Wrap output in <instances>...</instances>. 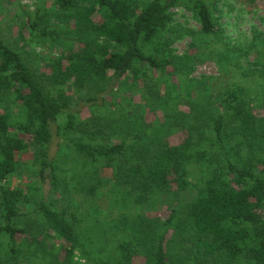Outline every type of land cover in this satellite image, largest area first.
<instances>
[{
  "label": "trees",
  "instance_id": "1",
  "mask_svg": "<svg viewBox=\"0 0 264 264\" xmlns=\"http://www.w3.org/2000/svg\"><path fill=\"white\" fill-rule=\"evenodd\" d=\"M47 2L41 0L20 22V36L29 32L25 46L0 35V239L6 249L0 264H86L82 259L129 264L135 255L145 264H264V170L258 165L264 159L255 156L264 145L259 112L264 107V32L248 46L230 43L214 0ZM180 5L200 23V29L189 31L195 50L183 54L173 48L185 34L173 18ZM34 41L51 45L50 55L41 56L49 71L27 55ZM250 57V66H243L242 59ZM209 59L217 63L219 76L191 78ZM126 85L139 86L142 97L131 113H122L123 105L105 97L97 104L109 88ZM248 85L254 86L253 95ZM67 88L94 91L84 96L83 106H117L119 117L84 118L76 106L60 124L72 100ZM13 102L21 107V118L13 116ZM145 103L163 112V122L145 126L139 121L137 111ZM55 127L75 152L74 188L60 173L59 155L51 157ZM181 131V143L166 141ZM241 147L253 155L242 161ZM24 153L33 156L31 177L45 181L49 174L47 193L41 186L27 187L28 192L11 185ZM105 168L113 172L114 187L108 188L120 195L118 208L141 204L132 226L125 227L136 235L121 232L120 223L132 220L123 209L119 232L108 219L89 234L76 212L74 217L58 206V194L66 191L84 201L99 198ZM165 196L178 204L164 218L149 217L146 211ZM113 232L118 243L110 252L103 248L104 234ZM53 239L63 242L56 246Z\"/></svg>",
  "mask_w": 264,
  "mask_h": 264
},
{
  "label": "rangeland",
  "instance_id": "2",
  "mask_svg": "<svg viewBox=\"0 0 264 264\" xmlns=\"http://www.w3.org/2000/svg\"><path fill=\"white\" fill-rule=\"evenodd\" d=\"M41 0H0V35L5 38L8 42H10L13 45H16L17 47L25 46L26 40L29 37V32L25 29L23 30V38L20 36V30L19 27L21 25V21L23 17L25 16L27 11H35L37 6L40 4ZM44 1V0H42ZM47 3H50V0ZM214 2L217 4V16L220 17V21L224 27L226 38L228 41L236 46H248L255 40V35L259 32H264V0H214ZM50 7V6H48ZM51 10V9H49ZM173 18L174 23L177 27L181 28L185 34L183 37H180L173 45V48L176 53L183 54L185 52H193L195 49L191 45L193 37L191 34H189V31L191 30H198L200 29V23L194 17L193 12L183 5L177 6L173 9ZM51 46L50 44L46 45L45 47L42 46L38 42H33L29 46H27L26 50H28L29 54L32 56L34 62L40 67H42L44 70L49 71L47 68L45 69L41 56L43 55H50L51 52ZM253 62V57L242 59L241 63L243 66L248 67ZM220 74L219 67L215 60L209 59L205 61L202 64L197 65L193 73L190 75L191 78L194 79H207L213 77L216 78ZM176 80V79H175ZM244 82L247 83L248 79L241 78ZM203 86V85H202ZM202 86L199 87L197 90L202 89ZM138 87V88H137ZM132 88H128V85L119 87L117 86L113 90L110 88L100 94L98 97L97 104L101 105L103 102L102 97H105L106 101L112 102L116 101L117 104L123 105L121 107V112H130L134 108L137 107L139 103L142 102V97L139 92V86ZM249 92L253 95L255 93V88L253 85H248ZM66 95H69L72 97L71 104L69 109L66 111V113H63L60 117L59 123L64 124L67 121V113L73 112L75 113V109L77 106V109L81 110L82 117H88L92 114L98 115V116H104L109 117L110 119L112 117H119V114L115 107H103L99 106L95 109H90L88 106H83L84 104V96L94 93L92 90H84L80 93H75V88H67ZM141 91V90H140ZM11 98H13L11 96ZM131 99V103L127 104L126 101ZM76 104V105H75ZM91 105V104H90ZM143 110L137 111V115L139 116V121L143 123L145 126H152L153 124H158L163 122L164 116L163 112L160 110L153 111L147 104H144ZM13 112V116L18 118H21L23 116V111L20 106L16 102H13L9 105ZM119 107V108H120ZM185 111H188V107L185 105H182L181 107ZM4 106H0V112H3ZM259 112H261V115H264V107L259 108ZM131 113V112H130ZM58 128H54V141L50 146V153L51 157H60L61 165H62V171H60L61 175L64 174L63 179L68 180L70 182V187H75V152L72 148L69 146H72V143H65L63 138L65 137L63 134H59L57 132ZM16 132L18 135L24 137L26 140H30V136L21 132ZM185 138L184 132H177L172 135H170L166 141H168L169 144L175 145L181 143ZM118 138H114L112 140L113 143L118 142ZM231 153L234 155L235 150H231ZM253 155L252 153L248 152V149L245 147H241L240 150V157L243 161V159H247ZM21 159V165L20 170L17 172L11 179V185L14 187H24L28 192H32L31 190L27 189V187H39L41 186L44 189V193L48 192L51 185V178L49 174H46V180H39V178H33L31 177V172L34 169L33 166V156L30 153H24L20 155ZM256 158L264 159V145L262 149H260L256 154ZM234 157V156H233ZM260 169L264 170V161H260L258 164ZM33 166V167H32ZM78 169V168H76ZM102 177H103V190L101 196L98 198H87L88 201H84L82 199L83 196H78L75 198V193L73 195H70L65 192V194L61 197L60 194H58V206L62 209H66V213L68 215L73 214L75 217V212L77 213L78 218L80 219L79 224L83 227L89 228V234H92L93 232H97L98 228L96 227V224L98 222H105L108 219H112L111 221L112 225L117 226L118 232H119V225L118 222L121 221L120 219H124V216L126 214H129V217L132 218L131 222L126 223L122 222L120 223L121 232L123 231L124 234L131 233V231L125 230V227L127 225L132 226V221H134L135 215L138 213H141L142 208L141 204H133L128 209L123 208L122 206L118 208V203L115 202V199L117 198L118 201L120 200V195L111 193L108 187H114V183L110 181L112 178L113 172L112 169L105 168L102 169ZM122 191V190H121ZM121 201V200H120ZM115 203V204H114ZM125 203V202H123ZM120 204V205H123ZM178 201L173 196H165L158 202L154 203V205H151L150 209L146 211V214L151 218H157V217H166L170 209L177 205ZM115 205V206H114ZM76 206V207H75ZM97 207L99 209L97 210ZM123 209L125 211V215L121 213V210ZM94 215V218H91V216ZM100 217L98 218V216ZM120 217V218H119ZM100 220H96V219ZM123 224V225H122ZM117 232V231H116ZM116 232L111 233L110 235L104 234L105 238L107 239L106 244H103L104 249H108V251H116V244L118 241L116 240L118 238V234ZM117 232V233H118ZM88 234V235H89ZM123 234V235H124ZM128 235V234H127ZM127 235H125L127 238ZM136 235L134 231L128 236ZM143 236V235H142ZM140 236V237H142ZM21 238H27L26 235L22 236ZM20 238V239H21ZM6 240V238H5ZM53 243H55L56 246L62 244V240H52ZM1 244H4V239H0V261L6 257V249ZM119 248L117 249V251ZM80 257L79 253H76V256H74L75 260H78ZM82 263H89L90 261L87 259H82ZM146 259L143 256L135 255L132 257L129 264H145ZM11 264H24L23 262H12Z\"/></svg>",
  "mask_w": 264,
  "mask_h": 264
}]
</instances>
